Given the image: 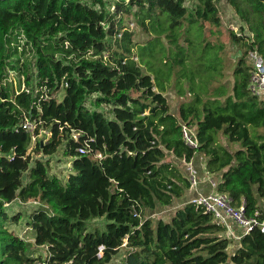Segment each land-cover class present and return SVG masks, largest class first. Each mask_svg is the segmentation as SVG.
Listing matches in <instances>:
<instances>
[{"label": "trees", "instance_id": "1", "mask_svg": "<svg viewBox=\"0 0 264 264\" xmlns=\"http://www.w3.org/2000/svg\"><path fill=\"white\" fill-rule=\"evenodd\" d=\"M220 1L0 0V156L8 159L2 165L6 179L24 176L19 162L32 133L20 123L34 119V134L48 133L33 148L46 158H35L17 191L20 202L40 203L30 216L32 243L8 229L19 214L9 215L0 194V264H34L40 256L32 244L43 247L49 263L108 264L123 250L122 264H264L261 228L229 251L224 227L189 201L190 183L179 166L203 154L206 171L219 176L216 190L232 205L243 204L247 216L257 212L264 219V99L249 89L253 66L247 55L255 49L264 58V0H228L241 21L229 38L243 51L228 85L221 81L223 44L215 42V87L213 73L203 76L214 43L205 38V27L220 26ZM164 12L170 18L165 46L178 50L174 61L188 68L192 83L202 78L198 89L191 84L178 94L187 96L176 113L163 85L143 72L134 51L141 42L123 24L131 14L157 39ZM193 23L205 43L198 53L191 48ZM186 76L181 72L175 80ZM92 94L90 109L85 103ZM103 104L110 106L108 114L98 109ZM182 123L193 129L197 147L184 142ZM219 133L238 148L222 145ZM62 143L72 168L64 182L50 173L49 161ZM80 146L89 152L80 154ZM163 211L167 219L150 217ZM102 217L103 230L87 227V220Z\"/></svg>", "mask_w": 264, "mask_h": 264}, {"label": "rangeland", "instance_id": "2", "mask_svg": "<svg viewBox=\"0 0 264 264\" xmlns=\"http://www.w3.org/2000/svg\"><path fill=\"white\" fill-rule=\"evenodd\" d=\"M217 6L219 8V17H220V26L219 27H210L206 23L205 27V38L209 41L214 42L213 45L211 44L210 48H207V52L204 58H208V65H211V68H216V70H211V68L203 75V76H210L213 73L214 86H217L218 80L220 76H217V70L219 69L218 64V57H216L217 52V43L220 42L223 44L222 52H220V55L223 57L224 60V73L225 77L221 79L222 82L228 83V85H231L233 81V67L235 65V59L237 55L240 52L243 51L242 48H238L235 44H233L230 41V29H232L234 32H239V26L241 25V21L235 12L233 6L229 3L228 0H221L217 3ZM162 19L165 22V27L161 29L159 26L156 27L158 32L163 33L161 36H157L156 39V32H152L151 36L146 35L145 30L140 28L136 21L133 19V16L125 14L123 16V24L127 26L128 29H130L133 32V41L134 42H141L139 44L135 45L134 51L140 55L143 63V72L150 75L151 78L155 81V83H160L165 88L162 93L166 97L169 109L171 112L176 113L178 110V106L181 103L182 100H184L185 96L178 95L179 93L182 95L184 93L185 88L188 89L191 84H193L194 89H198V82L202 79L195 78L194 82L192 83L193 77H189V70L187 67L182 66L179 63H176L174 61L175 53H179L178 50L170 49L167 44L165 46V43L163 39L165 40L167 38V24L170 20L169 14L164 12L162 14ZM210 28L214 32L213 34L210 33ZM219 31V32H217ZM190 38L193 40V43L191 45V48L195 50L196 53L200 52L202 47L205 46L204 41L202 39L203 33L200 32V29L198 28L197 23H193L191 25V28L189 30ZM162 39V41H160ZM168 40V38L166 39ZM110 45L114 46L113 38L110 39ZM169 43V42H167ZM116 44V43H115ZM145 47V48H143ZM141 50V53H139ZM191 51V50H190ZM206 64V63H205ZM181 72H187V76L184 79H181L180 82H176L175 76L177 74H180ZM181 87V88H180ZM188 87V88H187ZM231 87V86H230ZM159 90V88H156ZM62 93L59 94V98L62 97ZM96 97V94L90 95L85 105L89 107L90 109L94 108L91 104L94 98ZM102 111H104L106 114L109 113L110 106L108 105H101L99 108ZM46 133L44 131L40 132L38 135L35 136L34 139L31 138V142L28 146V151L19 163L22 165L24 175L26 174L27 169L29 166L33 163L35 158L39 157L43 159L46 158L44 155H39L37 152L33 149L35 142L39 139H46ZM218 141L222 144L227 146L230 149H236L238 148V143H229L225 136H223L221 133L217 136ZM64 143H62L58 148L57 151L49 157L50 161V173L56 175L61 179L62 182L66 180L67 175L70 171V158L64 155V149L63 146ZM33 150H32V149ZM33 151V152H32ZM2 156V155H1ZM0 156V189L3 191H0V194H4L6 197L5 202V208L9 215H17L18 219L16 221H10L7 223V227L9 230H11L13 233L23 237L25 240L32 243V234H31V227H30V216L31 213L37 209L40 205L38 201L29 200L27 202H20L17 198V191L21 186V183L25 180L23 179V175L20 178V176L6 179L4 177L3 171H2V165L5 164L8 159L5 156H2L5 158L3 161ZM169 160L174 161V158L171 155H168L167 157ZM181 169L183 170L184 163L180 164ZM185 168V167H184ZM72 169V168H71ZM42 206V205H41ZM40 206V207H41ZM162 216L167 219V211L158 212L157 214H152L150 217L153 219H156L157 217ZM106 220L102 218L98 219H90L86 221L87 227L90 228L94 227H101L100 230H103L105 228ZM89 230V229H88ZM31 251L34 252L35 256H40L39 254L44 252V249L42 247H33V244L31 246ZM122 253H124L123 250H120V252L116 255H114V259L109 262L108 264H122ZM121 259V260H120Z\"/></svg>", "mask_w": 264, "mask_h": 264}, {"label": "built area", "instance_id": "3", "mask_svg": "<svg viewBox=\"0 0 264 264\" xmlns=\"http://www.w3.org/2000/svg\"><path fill=\"white\" fill-rule=\"evenodd\" d=\"M247 55L253 66V70L249 76V89L252 94L264 99V58L255 49L249 50L247 52ZM38 123L39 121L36 122L34 119L30 120L28 118H25L23 122L20 123V126L24 130L31 132L32 139H34L36 136L34 134V129L36 128ZM39 131L42 132L44 130ZM181 133L182 138L187 145L193 148L197 147L195 134L190 126L185 123H182ZM46 134L48 135V133ZM73 136L74 138H77L78 133H73ZM77 150L80 154L89 152L86 146H80L77 148ZM185 171L190 183V188H195L198 183V171L196 167L190 161H188L185 163ZM210 185L216 188L217 183L211 181ZM189 201L197 206L203 207L206 212L211 213L214 220L224 227L223 232H225L226 237L231 241L234 239L239 240L243 235L247 234L255 227L261 228V230L264 232V219L259 220L256 217L257 212H255V215L253 216H247L243 204H240L239 206L232 205L231 199L226 194L221 193L217 190H213L205 194L198 193L192 198H190ZM230 221L241 227V234H236L231 229L229 224ZM33 247L36 246L33 244ZM102 249L103 246H99L97 253L98 256L102 255ZM39 255L40 258L34 264H71V261H66L62 263H49L48 255H46L45 250L44 252L41 251Z\"/></svg>", "mask_w": 264, "mask_h": 264}, {"label": "crops", "instance_id": "4", "mask_svg": "<svg viewBox=\"0 0 264 264\" xmlns=\"http://www.w3.org/2000/svg\"><path fill=\"white\" fill-rule=\"evenodd\" d=\"M205 160H206V157L203 154H196L190 160V162L196 167V169L198 171V183H197L195 188H189L188 189L186 195L189 197V199L198 193L205 194V193H209L213 190H216V188H214L210 185V182L214 181L217 183L219 176L217 174H211L208 171H206ZM70 162H71V160H70ZM181 163H183V162H181ZM185 163L186 162H184L183 168L185 167ZM70 172H71V167H70L69 173ZM229 224H230L231 229L236 234H241V232H242L241 227H239L238 225H236L232 221H230ZM222 235L226 237L225 232H223ZM238 241L239 240H235V239L231 241L230 245L228 246L229 251L234 250Z\"/></svg>", "mask_w": 264, "mask_h": 264}, {"label": "water", "instance_id": "5", "mask_svg": "<svg viewBox=\"0 0 264 264\" xmlns=\"http://www.w3.org/2000/svg\"><path fill=\"white\" fill-rule=\"evenodd\" d=\"M23 179H25V175L23 176Z\"/></svg>", "mask_w": 264, "mask_h": 264}]
</instances>
